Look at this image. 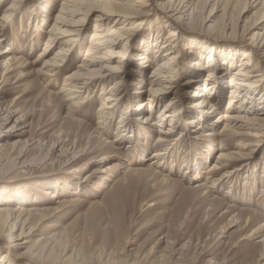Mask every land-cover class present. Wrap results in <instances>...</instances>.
Returning a JSON list of instances; mask_svg holds the SVG:
<instances>
[{
	"label": "rangeland",
	"instance_id": "374dc122",
	"mask_svg": "<svg viewBox=\"0 0 264 264\" xmlns=\"http://www.w3.org/2000/svg\"><path fill=\"white\" fill-rule=\"evenodd\" d=\"M152 1L145 8L148 20L128 43L120 77L104 88L92 83V90L77 99L68 98L64 80L87 55L90 32L60 72L38 74L42 64L37 59L58 9L39 30L36 24L47 13L31 24L34 8H13L0 33V53L12 45L14 30L19 38L13 66L6 62L7 54H0V196L10 208L40 210L41 215L33 217L29 239L58 256L73 258L52 257L43 264H262L256 261L264 250V231L250 233L264 222V130L258 132L264 123L243 121L244 127L234 131L223 130L219 120L230 97L225 63H239L243 51L249 50L244 47L246 37L220 28L206 30L209 24L200 20L175 26L178 53L167 69L168 93L154 98L156 108L149 113L153 120H146V79L166 57L161 48L156 62L139 59L152 45L156 15L168 14ZM208 1L211 8L222 0ZM12 3H2L0 19ZM256 10L242 12L239 25L253 23ZM166 23L173 24L169 19ZM167 26L161 35H167ZM252 53L251 64L263 78L247 94L248 109L234 110L246 119L264 110V59ZM208 56L213 58L210 63ZM196 60L200 65L192 66ZM212 68L220 73L209 72ZM115 82L118 96L111 100H121L115 108L106 102L110 108L100 113ZM205 86L210 104L200 106L194 92ZM171 101L175 119L160 123L156 117ZM159 137L162 142H157ZM155 151L159 156L152 158ZM6 245L7 235H0V249ZM17 251L22 254L25 249ZM22 255L26 259L28 254ZM24 262L18 259L17 264Z\"/></svg>",
	"mask_w": 264,
	"mask_h": 264
},
{
	"label": "bare ground",
	"instance_id": "6f19581e",
	"mask_svg": "<svg viewBox=\"0 0 264 264\" xmlns=\"http://www.w3.org/2000/svg\"><path fill=\"white\" fill-rule=\"evenodd\" d=\"M4 1L5 0H0V10L4 7L2 6ZM12 1L13 3L3 10L2 18L0 19V33L3 29L1 28L3 23L13 15V8L18 9L23 5H28L32 10L34 8L31 24H34L43 12L47 13V15H45V20H39L40 22L36 24L39 30L47 24L53 11L58 9L55 21L52 22L47 30L46 45L37 59V62L42 64L38 69V74L41 73L47 76L48 74H52L51 76H55V74L60 72L65 66L68 56L71 53L75 54L83 44L84 34L87 31L90 32L87 55L78 64L74 71L67 74L64 80V87L67 89L65 91L67 92L68 98L71 96L70 99L81 98L83 93H86L88 92L87 90L91 89L90 85L97 84L104 88L108 82L114 80L116 77H120L118 73L121 72V68H124L123 62L125 60V52L130 48L128 43L133 42L135 31L138 30L143 22L148 20V14L145 11V8L149 5V0H44L43 3L40 2L38 5L34 4L33 0L32 2L26 0L24 3H21L24 0H20V3H17V0ZM151 3L158 8H166L168 14L165 15L160 13L156 15L159 20L156 23L157 25L154 35H151L150 37V39L152 38V42H150L152 45L146 49V53L139 59H146V64L148 62L152 64L153 61H155L154 59L156 56L158 55L159 58V55L163 50L165 52L164 56L166 57L155 65L152 74L146 79L149 87L147 91L150 92V98L147 102L148 115L145 116V119L153 120V117L151 118L149 113L156 108L154 98L156 96L159 98L168 93L166 91L168 88L165 84L167 83L166 73H168L167 69L170 63H172L178 53L177 40L179 37H176L175 26H188L197 22V20H200L204 26L209 24L207 25L206 30L220 28L224 33L229 35L240 36L241 39H245L246 37L247 44H244V47L249 48V50L243 51L242 58L238 61V64L234 61L225 63L226 70H230V76L227 83L230 97L227 108H225L224 113L219 117V120L224 123L225 128L223 130L227 128L234 131L239 130L244 127L242 124L243 121L247 124L254 123V125L264 123V110H257L256 112L258 114H254L255 116L247 118L248 120L242 114H234L236 108L243 109V107H246L245 105L248 104L246 100L247 94L251 90L254 91L257 84L263 78L261 70L255 68L257 65L253 66L251 61L253 57L252 52H254V54L260 59H264V0H222L218 3L215 2L214 6H211V8L207 7L211 5L208 0H153ZM191 5L192 8L190 9ZM239 5H241V7ZM253 9H257L255 15H253V17L255 16L254 22L249 25H246L245 23L240 26V14L242 12H249ZM213 12H215V14H212ZM218 12L221 14L219 19L215 21L214 19ZM166 19L172 21L173 24L167 26ZM91 21L92 27L89 28L88 25ZM14 23L13 20L10 21L12 29ZM166 26L168 27L166 29L167 35L163 36L161 33L164 32ZM14 31L13 39L10 43L14 48L10 45L5 51L0 53L7 54L6 62L10 66H13L18 60L14 53L18 51L19 38L15 36ZM40 39L41 35L38 33L35 42L39 43ZM2 41L1 37L0 43ZM179 42H182L181 38L179 39ZM161 48L163 50H161ZM184 49H188L187 45H185ZM148 52L153 54L154 58H152L151 54ZM201 53H199L200 56ZM212 59V56H208L207 62L210 63L213 61ZM195 65H200V62L198 60L194 61L192 66ZM16 67L17 66H14L12 70L16 69ZM206 68H208V66H206ZM200 71L202 72L206 70L200 68ZM208 71H216L215 74L220 73L214 68L208 69ZM94 80L95 82H93ZM189 84H192V82L190 81L188 85ZM116 86L117 82L110 85L106 99H103L101 108L99 109L100 113H105V109L110 108L106 106L109 105L106 102H113L115 108L121 100L119 97H115L111 100V98L116 95ZM207 87L208 86H205L200 90V93L202 94L194 92V96L198 98L196 102L201 104L200 106H202L203 103H206V105L210 104L208 100L210 91H208L209 89ZM116 96H118V94ZM201 98L203 99L201 100ZM83 102H85V100ZM250 103H252V101ZM141 104L142 103H139V108ZM174 109L175 106L173 101L166 102L165 106L162 107L159 115L156 117L157 120L160 123H163L165 119H169L170 122L173 121L175 119ZM100 123H103L101 118ZM121 123L122 122L120 121L119 124ZM263 130L264 129L260 128L258 132H262ZM145 134L147 133L145 132ZM164 134L166 135L168 133L166 132ZM162 139V137H159L157 142H162ZM151 156L152 158L158 157L159 152L155 151ZM5 203H7V201L3 196H0V235L5 234L8 239V245L1 248L4 251L0 254V264H17L18 259L25 260V264H43V261L47 260L48 262L52 257L62 258L68 261L73 260L72 255L66 258L64 256L61 257V255L58 256L46 245L40 246V244H37V241L33 242L29 239L30 235L32 236L31 224L33 217L36 215L40 216V210L34 208L25 209L21 206H17L13 209ZM254 216L258 217L259 215L254 214ZM236 221L237 219L235 222ZM250 223L251 219L244 222L243 229L245 231L248 229ZM16 231H18L17 234L15 233ZM258 231H264V222L255 227L250 235H254L255 232ZM260 242L264 248V236ZM18 249H25L22 254H28L26 259H22L24 256L18 253ZM256 262H263L262 264H264V250L258 255Z\"/></svg>",
	"mask_w": 264,
	"mask_h": 264
}]
</instances>
